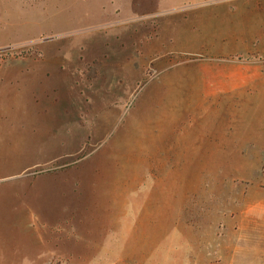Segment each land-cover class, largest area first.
<instances>
[{"label": "rangeland", "instance_id": "374dc122", "mask_svg": "<svg viewBox=\"0 0 264 264\" xmlns=\"http://www.w3.org/2000/svg\"><path fill=\"white\" fill-rule=\"evenodd\" d=\"M260 2L0 0V79L8 66L60 69L85 136L36 172L86 169L105 207L76 222L117 243L102 261L15 264H264V126L245 110L249 88L228 86L243 66H210L225 40L201 21L244 3L263 15Z\"/></svg>", "mask_w": 264, "mask_h": 264}, {"label": "crops", "instance_id": "0c3cea01", "mask_svg": "<svg viewBox=\"0 0 264 264\" xmlns=\"http://www.w3.org/2000/svg\"><path fill=\"white\" fill-rule=\"evenodd\" d=\"M250 6H231L226 16L210 14L201 21L216 23V39L225 40L213 45L217 55L211 52L210 66H243L242 78L228 86L249 88L239 92L255 95L245 110L259 113L252 118L262 127L264 80L257 71L264 66V14L252 15ZM255 8L263 10L264 3ZM225 54L227 60L219 58ZM8 67L10 73L0 79L6 84L0 91V234L13 232L0 239V263H85L117 256V243L107 239L103 224L76 222L77 213L105 207L86 169L68 164L36 172L80 151L85 141L82 134L72 133L76 113L66 75L52 66ZM258 135L264 137V131Z\"/></svg>", "mask_w": 264, "mask_h": 264}]
</instances>
